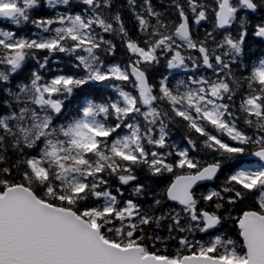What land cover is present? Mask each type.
<instances>
[{
    "label": "snow or ice",
    "instance_id": "1",
    "mask_svg": "<svg viewBox=\"0 0 264 264\" xmlns=\"http://www.w3.org/2000/svg\"><path fill=\"white\" fill-rule=\"evenodd\" d=\"M46 4L64 10L34 18L41 0H0V19L38 29L0 27V264H264V56H246L250 21L238 19L264 0H171L175 19L153 0H127L136 37L114 0ZM210 15L201 38L192 25ZM105 34L119 38L126 62H107L118 45ZM253 34L264 38V20ZM59 54L67 71L51 67ZM162 62L192 75L155 79ZM176 124L184 147L171 141ZM138 169L169 178L148 207L122 199L133 182L145 192ZM222 172L219 188L197 192ZM226 223L235 236L216 232Z\"/></svg>",
    "mask_w": 264,
    "mask_h": 264
},
{
    "label": "trees",
    "instance_id": "2",
    "mask_svg": "<svg viewBox=\"0 0 264 264\" xmlns=\"http://www.w3.org/2000/svg\"><path fill=\"white\" fill-rule=\"evenodd\" d=\"M207 3H211L212 0H205ZM153 3L156 5L157 9L160 11H165L166 9L169 11L170 15L169 18L175 19V12L174 10L170 9V4L171 0H153ZM114 9H120L123 15V18L125 19L126 26L129 28L130 34L133 37H136L138 35V31L135 25V20L134 17L129 10L127 6V0H114ZM84 6L81 4L78 7L74 8V11L78 10L80 11ZM64 6H58L56 10L48 8L46 4V0H41V5L38 9H35L31 12V15L35 18L38 16H44V15H54L56 11H63ZM247 15L250 23L248 24V36L245 41V52L246 56L250 58L251 61H255L257 58L264 56V38L256 37L254 33V28L257 23H260L262 20H264V8L258 9L255 13L251 11H246L245 14L242 12L238 13V19L239 17H243ZM212 24H213V18L210 15L209 19L207 21H202L200 25H194L193 24V31L194 33L198 34L199 37H203L205 30L211 31L212 29ZM0 27L4 28H11V29H18V34H29V33H35L38 31V29L31 25V24H26V25H21V26H14L11 25L9 21H5L3 19H0ZM239 29V24L236 23L232 25L231 27V32L233 36L236 35L237 30ZM219 32L222 34L223 31L219 30ZM107 39H112L114 43L118 45L117 52L115 57H109L108 63L113 62V60L117 62H126L127 61V56L125 55L123 46L120 44L119 38L114 37L113 34H105ZM218 39L222 38V35H218ZM196 53H193L195 55ZM247 62V61H246ZM35 62L34 61H29V68L34 67ZM51 67L53 71L58 70V69H63L64 71L68 70V67L66 66V60L63 56V54H59L58 59H54L51 61ZM29 68H25L23 72H21L19 75L15 76L13 79V84L19 83L20 81L24 80L27 75ZM171 71L173 75L170 77L171 83L175 84L177 80H180L179 76L183 71H180L178 69L174 70H168L164 66L163 62L160 66H158L156 69L153 70V74L155 75V79H159L160 75H168V72ZM200 71V70H199ZM191 72V71H189ZM188 73V72H187ZM206 75H211V70H208ZM186 78L185 74L182 75V79ZM131 90V89H128ZM102 93L104 95L108 96H113L115 98L114 90L108 89V88H103L101 89ZM6 97L5 94H0V100H3ZM80 97L78 96L76 99H79ZM93 98H98L102 99L103 95L100 97H93ZM75 100L69 107H74L75 105ZM6 109V105H0V111H4ZM241 127H245L243 122H240ZM172 128L171 132V141H174L176 144H178L181 147L186 146V141L184 140V136L186 135V129L181 124H176V125H170ZM251 133V130H248ZM195 154V153H194ZM203 159L205 160H210L211 159V154L207 153H201ZM250 159V158H249ZM139 182L144 183L146 185V190L143 194L137 196L133 192V187L135 185V182L129 184V185H124L121 188V191L124 193L122 199H134L136 202L144 205L145 207H148L153 204L154 198H162V190L165 187L166 183L168 182V177H164L163 179L160 178H150L146 172L145 169H138L136 172ZM226 173L222 172L218 174V177L210 181L208 183L202 184L200 187L197 188V192H203L207 191L210 188H219L220 185L223 184L224 179H225ZM110 184L113 185L114 188L121 187L119 181L115 178L112 177L110 178ZM252 203L251 198H249L245 203L243 204H238L237 205V211H239L240 208L245 207L246 205H250ZM165 209L168 207H175V204L173 203H166L164 205ZM223 231H228L230 235L235 236V228L231 224H224L221 226L219 229H217V232H223ZM161 235H167L165 231L160 232ZM214 235L212 232H209L208 234H202V233H197L196 234V239H201V240H207L209 236ZM163 245L157 244V248H160L161 251L163 252ZM178 245L176 244L175 241H169L167 245V253L168 255H173L175 254L176 248Z\"/></svg>",
    "mask_w": 264,
    "mask_h": 264
}]
</instances>
